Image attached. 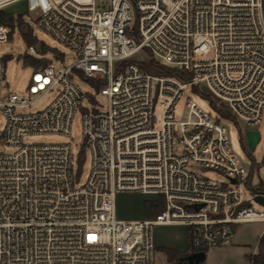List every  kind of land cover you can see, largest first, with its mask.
<instances>
[{"label":"built area","instance_id":"obj_1","mask_svg":"<svg viewBox=\"0 0 264 264\" xmlns=\"http://www.w3.org/2000/svg\"><path fill=\"white\" fill-rule=\"evenodd\" d=\"M18 3L73 59L33 66L24 92L4 91L0 59V145L12 149L0 150V264H155L157 225L185 226L198 251L232 244L237 224L264 222L224 117L192 98L187 119L175 116L191 86L218 98L237 124L261 121L263 0H0V10ZM11 31L0 23V42ZM26 54L44 56L34 46ZM150 58L177 74L148 72L139 62ZM50 93L47 105L30 110ZM77 113L91 153L84 179L72 142L26 141L69 135ZM124 192L162 197L164 208L122 219Z\"/></svg>","mask_w":264,"mask_h":264},{"label":"rangeland","instance_id":"obj_2","mask_svg":"<svg viewBox=\"0 0 264 264\" xmlns=\"http://www.w3.org/2000/svg\"><path fill=\"white\" fill-rule=\"evenodd\" d=\"M6 12L11 13L16 18L15 27L12 30V36L6 43L0 42V59L6 62V77L4 91L24 92L25 85L31 77L34 67L24 62V57L29 51V45L24 40L21 30L32 31L36 36L37 42L33 46L39 53L44 55L45 63L53 60L56 63H62L57 60H64L65 63H70L73 59V53L68 51L63 45L56 42L48 33L39 29L35 25L33 13L26 12L22 3L9 6ZM20 14V15H19ZM19 15V16H18ZM17 17L19 18L17 20ZM22 19V20H20ZM30 21L33 23L32 28L25 22ZM45 43V44H44ZM47 45V46H45ZM34 57V56H33ZM37 58V57H36ZM44 62H39L35 66H41ZM90 93L96 96V99L104 102L101 94H97L95 89L87 86ZM200 91L210 94V98L214 101L217 107L227 109L221 101L213 96L205 88H198ZM55 93H50L44 98L39 100L30 110L35 111L47 105L54 97ZM192 98L204 111L210 112L213 116H218V110L211 104L210 99L197 93L191 86L184 89L182 96L177 101L175 107L176 119L185 120L189 114V107L187 101ZM90 105V103H87ZM163 108L158 103L155 109V116L161 118ZM227 129V134L233 150L240 156L242 163L252 175L253 183L264 182V114L260 122L255 125H246L243 120H238V124L234 120L226 118L222 119ZM5 117L3 112L0 111V133L4 128ZM242 128L258 129L261 133V140L256 145L255 149H245L242 141ZM26 141L36 142H65L70 141L74 146L76 156L80 153L82 162V179L86 177L91 167V153L90 150L83 145V132H82V116L77 113L73 125L72 132L69 135L61 134H38L31 138H26ZM246 144V141L244 142ZM247 145V144H246ZM0 150L11 151L12 149L0 145ZM197 171L202 172L204 175L219 181H225L226 177L223 173L203 167H196ZM249 196V195H247ZM145 199H157L153 195H145L140 192H124L117 196L118 214L125 219H145L151 218L147 212L145 214L144 202ZM258 209L264 208L254 203ZM264 233V222H248L237 225L233 242L230 245L222 247H211L206 251V258L201 264H251L250 255L259 252V239ZM156 250H155V264H188L184 257L182 259H171L167 254L165 247H173L182 250L187 246V239L185 229L182 225H157L154 228ZM185 256V255H184Z\"/></svg>","mask_w":264,"mask_h":264},{"label":"trees","instance_id":"obj_3","mask_svg":"<svg viewBox=\"0 0 264 264\" xmlns=\"http://www.w3.org/2000/svg\"><path fill=\"white\" fill-rule=\"evenodd\" d=\"M263 4H264V0H263ZM15 18L16 17L14 15H12L11 13L6 12L5 10H0V23H3V24L10 26L12 28V30L15 27V22H16ZM18 19L19 18L17 17V20ZM20 20H22V19H20ZM21 34H22V37L24 38V40L28 43L29 47L36 44L37 38L35 35H33L32 31L21 30ZM11 36H12V31H11L10 37ZM45 46H47V45H45ZM45 61H46V59H44V57L36 58V57L31 56V55H26L24 57V62H26L27 64H29L31 66H35L39 62H44V64L43 63L42 64H43V66H45L48 64V63H45ZM139 64L145 70H147L148 72L153 73V74H168V75L177 74V72L173 68H171L167 65L160 64L152 58L148 59L147 61L139 62ZM179 76L183 77L184 79L188 78L187 74H181ZM194 90L197 93H199L200 95L210 99L211 104H213V106L218 110L219 115H221L222 117L227 118V119L235 120L234 116L227 109H222V108L216 106L214 101L210 98L211 96L209 93H205L203 91H200L197 87H195ZM240 131L242 133L241 139L243 141L244 147H245V149H249L247 147V145L244 143L245 142L244 130L242 128H240ZM80 161L82 164V162L84 161V158H81ZM252 180H253L252 175L251 174L248 175L247 183H246L247 188L250 191H252L253 193H263L264 194V182L261 181L259 183H253ZM144 204H145L147 214L151 218L155 217L164 208V201H163L162 197H159L155 200L147 199V200H145ZM195 249L196 248L192 247L190 243H188V249L185 252L178 251V250L171 248V247H165V250L171 259H182L184 257V255L187 254L188 251H194ZM204 250L207 251L208 249L204 248ZM249 258H250V261L252 264H264V233L259 239V252L256 254H251Z\"/></svg>","mask_w":264,"mask_h":264},{"label":"water","instance_id":"obj_4","mask_svg":"<svg viewBox=\"0 0 264 264\" xmlns=\"http://www.w3.org/2000/svg\"><path fill=\"white\" fill-rule=\"evenodd\" d=\"M244 138L247 147L252 150L255 149L256 145L261 140V133L258 129L249 128L244 131ZM232 180L235 182L234 178H232ZM254 200L264 206L263 193H256V195L254 196ZM202 205H203L202 203L195 204V207L199 208ZM205 258H206L205 250L190 251L188 254L184 256V260H186L188 264H201L202 262H204Z\"/></svg>","mask_w":264,"mask_h":264},{"label":"crops","instance_id":"obj_5","mask_svg":"<svg viewBox=\"0 0 264 264\" xmlns=\"http://www.w3.org/2000/svg\"><path fill=\"white\" fill-rule=\"evenodd\" d=\"M146 195V194H145ZM146 200V199H145ZM144 207H145V204H144ZM117 209H118V206H117ZM146 208H145V214H146ZM118 216H119V214H118ZM120 217V216H119ZM120 218H122V217H120ZM122 219H125V218H122ZM144 219V218H143ZM242 224V223H241ZM237 225H239V224H237ZM237 225L235 226V228L237 227ZM183 226V225H182ZM184 227V229H185V235H186V239H187V246H185L182 250H178V249H176V248H174V249H176V250H178V251H182V252H185V251H187V249H188V243H189V235H188V229L185 227V226H183ZM259 246V245H258ZM167 247H169V246H167ZM171 248H173V247H171ZM259 248V247H258ZM190 251H188L187 252V254L189 253ZM253 254H256V253H253ZM251 262V261H250ZM252 264V263H251Z\"/></svg>","mask_w":264,"mask_h":264}]
</instances>
